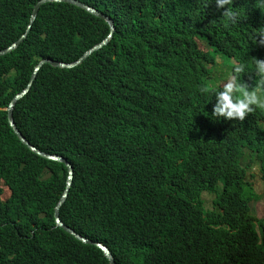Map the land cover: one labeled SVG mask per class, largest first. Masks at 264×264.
Segmentation results:
<instances>
[{"label":"trees","instance_id":"1","mask_svg":"<svg viewBox=\"0 0 264 264\" xmlns=\"http://www.w3.org/2000/svg\"><path fill=\"white\" fill-rule=\"evenodd\" d=\"M39 1L0 0V52L26 33ZM77 1L114 22L112 40L73 70L43 67L14 110L31 145L74 168L62 223L115 264H264L249 181L257 164L264 184V110L215 117L208 87L226 59L218 69L235 75L244 64L238 82L254 89L264 5L233 0L230 23L214 0ZM109 35L106 21L49 3L0 58V264H109L56 227L68 169L24 145L6 111L42 61L74 64Z\"/></svg>","mask_w":264,"mask_h":264},{"label":"water","instance_id":"2","mask_svg":"<svg viewBox=\"0 0 264 264\" xmlns=\"http://www.w3.org/2000/svg\"><path fill=\"white\" fill-rule=\"evenodd\" d=\"M49 3H67V4H71L74 5L78 8H81L85 11H87V13H89L90 15L104 20L106 21V23L109 25L110 27V35L108 36V38L106 40H104L101 44L97 45L96 47L92 48L91 50H89L86 54H84V56H82V58L80 60H78L76 63L71 64V65H65V64H60V63H56V62H52L49 60H44L42 61L37 68L34 71V74L30 80V83L27 87V89L23 92H21L20 94H18L17 96H15V98L12 100V102L9 104V106L6 108L7 111V117H8V122L10 127L13 129L14 133L18 136V138L20 139V141L26 145L32 152H34L36 155L42 157L45 160H49V161H55V162H59L62 163L66 166V168L68 169V178H67V183H66V189L64 191V194L62 195L58 205L55 208L54 211V219H55V224L56 227L59 229H62L63 231H65L67 234H69L70 236H72L74 239H76L78 242H82L84 244L87 245H94L96 246L104 255V257L108 260L109 264H115L113 257L109 251V249L101 244H96L93 243L81 236H79L78 234H76L75 232H73L72 230H70L68 227H66L61 219H60V211L62 209V207L65 205L70 190L72 188L73 185V181H74V168L72 166V164L65 159L64 157H60V156H55V155H49L46 153H43L42 151H40L39 149H37L36 147H34L33 145H31L26 139L25 137L22 135V133L20 132V130L18 129L15 121H14V110L16 107V104L21 101L22 99L25 98V96L30 92L34 82L36 81V78L38 76V74L40 73V71L43 69V67L45 66H51L52 68L55 69H60V70H73L79 66H81L86 60H88L93 54L99 52L100 50H102L103 48H105L106 46L109 45L110 41L112 40V36L114 33V25H113V21L109 18L104 17L102 14L99 13L98 10H96L95 8L88 6L80 1L77 0H40L39 2L36 3V5L33 8L32 11V15L30 18V23L29 26L27 28L26 33L20 38V40H18L15 44H13L10 48H8L5 51L0 52V58L1 57H5L8 56L10 54H12L13 52H15L28 38L33 25L35 24L38 15H39V11L41 9L42 6L49 4Z\"/></svg>","mask_w":264,"mask_h":264},{"label":"clouds","instance_id":"3","mask_svg":"<svg viewBox=\"0 0 264 264\" xmlns=\"http://www.w3.org/2000/svg\"><path fill=\"white\" fill-rule=\"evenodd\" d=\"M214 3L217 9L226 8L222 16L228 22H235L236 13L232 11L231 7L233 0H214ZM260 3L264 5V0H260ZM258 36L259 44L264 46V28L260 30ZM253 63L256 73L260 76L253 90L249 91L243 83L238 82V75L244 72V64H236L233 66L231 73L235 75L228 74L223 76L216 84L208 86L214 90V95L217 100L213 108V116L223 117L226 120L234 119L243 121L247 114L254 111L253 106H255V109L264 110V60L253 59ZM207 90V88L202 89V91Z\"/></svg>","mask_w":264,"mask_h":264},{"label":"rangeland","instance_id":"4","mask_svg":"<svg viewBox=\"0 0 264 264\" xmlns=\"http://www.w3.org/2000/svg\"><path fill=\"white\" fill-rule=\"evenodd\" d=\"M217 61L219 62L218 68L221 67L222 64L226 69L230 67V63L226 59H223V61L221 59H218ZM218 68H216L219 72L218 78H221L224 75L226 76L228 74L227 71L222 72L221 69ZM258 168L259 166L257 164L253 165L251 173L253 174L254 179L249 178L250 183L252 181L254 193L258 197V200H254L252 202L251 211L254 218H256L258 221H262L264 220V184L262 183L261 175L259 174ZM202 199L205 204L206 210H214V196L204 194Z\"/></svg>","mask_w":264,"mask_h":264}]
</instances>
